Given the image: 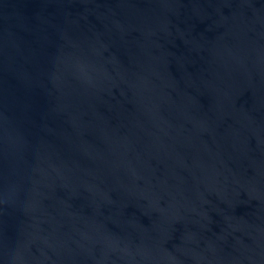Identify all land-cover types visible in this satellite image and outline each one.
<instances>
[{
  "label": "water",
  "instance_id": "95a60500",
  "mask_svg": "<svg viewBox=\"0 0 264 264\" xmlns=\"http://www.w3.org/2000/svg\"><path fill=\"white\" fill-rule=\"evenodd\" d=\"M0 264H264V0H0Z\"/></svg>",
  "mask_w": 264,
  "mask_h": 264
}]
</instances>
